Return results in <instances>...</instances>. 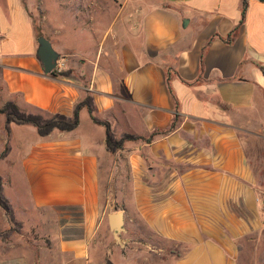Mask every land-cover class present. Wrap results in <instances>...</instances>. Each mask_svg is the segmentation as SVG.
I'll return each instance as SVG.
<instances>
[{"label":"crops","instance_id":"0c3cea01","mask_svg":"<svg viewBox=\"0 0 264 264\" xmlns=\"http://www.w3.org/2000/svg\"><path fill=\"white\" fill-rule=\"evenodd\" d=\"M245 13L240 24L242 4ZM59 54L38 60V37ZM264 2L0 0V82L22 110L78 125H10L35 211L0 264H243L264 253V196L244 138L264 135ZM66 73V75H58ZM31 126V127H30ZM32 128V129H31ZM121 212V243L108 216ZM10 230V223H5ZM115 253V260L108 258ZM260 254V255H259Z\"/></svg>","mask_w":264,"mask_h":264},{"label":"rangeland","instance_id":"374dc122","mask_svg":"<svg viewBox=\"0 0 264 264\" xmlns=\"http://www.w3.org/2000/svg\"><path fill=\"white\" fill-rule=\"evenodd\" d=\"M8 102L13 103L18 108L19 111L28 113L20 109L10 99L3 85L0 82V110ZM31 114L38 115L44 119L50 117V116H42L37 113H31ZM11 124H14V123H11ZM10 125H9V128H10ZM19 129L20 128H17L14 134H12L11 131L8 133L6 131L5 116L4 114L0 112V178H1V184L3 187V195H4V198L11 205L13 212H14L15 219L19 221L21 224V228L18 232L21 231V233L24 234L25 237L27 238L29 235V232L24 224V221L28 219L29 215H31L33 218H36L39 214L32 210H29V211L23 210L22 208L23 206L25 207L29 206L26 189L20 178L18 165L11 162L12 158H9L10 156H12V146L14 143V141H12L13 137L14 136L17 137L21 135L24 136L21 130ZM19 133H21V135ZM26 137L24 136V139ZM244 145H245L246 155L249 159V163L252 169L254 170L256 180L259 185V189L262 192V195L264 196V135H260L259 137H247L246 139L244 138ZM6 147H8V152L4 154ZM7 221H8V217L5 211L0 207V231L7 229L5 227V223ZM262 242H264V237L262 238ZM254 251L256 252L255 249ZM255 252H254V255H252L254 256V259L250 258L248 260H244L243 264H264V253L263 255H261L262 257H260L259 259H256L255 256L257 253ZM108 259L111 261H114L115 253L112 252V254L110 255ZM165 264H166V261H165Z\"/></svg>","mask_w":264,"mask_h":264},{"label":"trees","instance_id":"16d2710c","mask_svg":"<svg viewBox=\"0 0 264 264\" xmlns=\"http://www.w3.org/2000/svg\"><path fill=\"white\" fill-rule=\"evenodd\" d=\"M245 13V1L242 4L241 11V21L242 23L243 17ZM261 71L264 74V67H261ZM50 74H55V71H52ZM58 75H66V73H60ZM85 106L93 120L94 123L102 125L105 127V144L106 148L110 152H114L117 149L121 148V144L123 139H136L133 136H123L120 140H116L114 136L110 132V128L107 122L101 121L93 116V105L90 97L85 98V100L76 107L73 115L71 117H66L60 114L51 115L49 118H42L38 115L31 113H24L18 110V108L11 102H8L4 105V107L0 110L2 114L5 116L6 122V131L9 133L10 128L9 125L14 123L16 125H32L36 128L38 135L46 136L50 134L53 130L59 131H70L73 130L78 125V108ZM8 152V147H6L4 154ZM0 207L5 211L8 222L10 223V230L0 233V239L4 240L11 236L14 232H18L21 228V224L19 221L15 219L13 209L8 201L4 198L3 195V187L1 184L0 178ZM107 264H110L107 262Z\"/></svg>","mask_w":264,"mask_h":264},{"label":"water","instance_id":"95a60500","mask_svg":"<svg viewBox=\"0 0 264 264\" xmlns=\"http://www.w3.org/2000/svg\"><path fill=\"white\" fill-rule=\"evenodd\" d=\"M264 2V0H258ZM38 49L36 56L40 61L43 71L50 74L57 65L59 54L52 48L50 42L43 36L38 37ZM109 228L111 230L114 241L118 244L121 243L120 234L123 231V215L121 212L111 213L108 216Z\"/></svg>","mask_w":264,"mask_h":264},{"label":"built area","instance_id":"2783aa9c","mask_svg":"<svg viewBox=\"0 0 264 264\" xmlns=\"http://www.w3.org/2000/svg\"><path fill=\"white\" fill-rule=\"evenodd\" d=\"M56 68H57V65H56ZM56 68H55V69H56ZM55 69H54V70H55ZM57 69H58V68H57ZM54 70H53V71H54Z\"/></svg>","mask_w":264,"mask_h":264}]
</instances>
